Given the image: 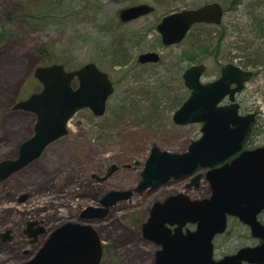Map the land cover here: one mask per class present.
I'll return each mask as SVG.
<instances>
[{"label":"rangeland","instance_id":"rangeland-1","mask_svg":"<svg viewBox=\"0 0 264 264\" xmlns=\"http://www.w3.org/2000/svg\"><path fill=\"white\" fill-rule=\"evenodd\" d=\"M242 1L0 0V32L5 34L0 37V161L14 157L18 146L33 134L36 118L11 112L17 103L42 91L34 77L36 69L62 65L72 71L93 63L110 76L115 87L102 119H95L89 110L79 112L70 122L68 136L32 163L29 177L15 182L14 195L25 192L31 197L29 205L21 208L23 213L29 210L30 219L43 221L48 233L69 223L92 227L104 247L101 264H151L154 247L140 228L158 194L180 190L181 185L174 183L147 195L134 190L142 181L141 172L154 144L162 151L184 153L201 137L200 125L179 127L172 120L190 96L185 71L204 64V83L216 80L227 64L253 71L255 76L238 96V103L241 114L257 115L247 147L264 146V0ZM214 2L227 11L222 25L196 28L183 44L162 46L156 27L164 16ZM41 4L51 7V21L30 22L28 18L36 17L32 9ZM145 4L153 7L151 14L119 24L123 9ZM12 32L15 36L6 35ZM112 39L126 41L128 65L111 66ZM196 43L204 44L203 52L196 50ZM247 45L252 48L248 50ZM206 47L209 52L204 53ZM41 50L46 55L39 56ZM147 53H158L161 62L139 64V56ZM257 53L262 55L255 58ZM115 166L120 170L110 175ZM206 172L200 174L205 177ZM201 182L191 189L192 196H208L210 185ZM1 186L0 216L7 219L5 196L11 189ZM113 191L134 195L120 202L105 221L78 218L87 206L100 208L102 199ZM234 229L237 240L225 243V251L235 253L253 246L249 231L239 222L233 223Z\"/></svg>","mask_w":264,"mask_h":264},{"label":"water","instance_id":"water-1","mask_svg":"<svg viewBox=\"0 0 264 264\" xmlns=\"http://www.w3.org/2000/svg\"><path fill=\"white\" fill-rule=\"evenodd\" d=\"M152 11L150 5L134 6L123 9L120 19L129 23ZM223 17L224 11L218 3L209 4L165 17L157 31L163 46L169 48L181 44L195 25H220ZM159 61L157 53L138 58L140 64ZM205 72L204 65L186 70L183 79L191 95L173 116L177 126L202 124V137L182 154L162 151L154 144L143 180L135 192L143 193L148 188L154 192L171 180L181 181L200 170H208L206 179L213 194L203 202L180 196L157 204L144 226L145 238L163 247L155 264H264V225L258 220L264 211V147L242 152L255 115L240 116V105L236 103V96L244 91L254 73L228 64L220 78L203 84ZM35 77L43 85V91L15 107L36 115L34 136L22 144L16 161L0 164L2 180L39 158L47 146L67 136L69 122L81 110L89 109L95 118L103 117L115 91L108 74L93 63L72 72H66L61 65L38 68ZM74 81L78 82L76 89ZM227 98L230 104L221 105ZM240 152L236 159L226 163ZM219 165L223 166L217 168ZM202 178V174L197 175L189 187L198 186ZM132 195L131 191H113L101 201L106 209L90 207L82 218L104 219L110 207L129 200ZM227 215L238 218L263 243L215 262L212 239L226 231ZM187 222L199 223L198 231L182 236L181 228ZM166 224H178V233L173 237L166 234ZM101 256V244L92 228L67 224L56 230L37 257L26 264H98Z\"/></svg>","mask_w":264,"mask_h":264},{"label":"flooded vegetation","instance_id":"flooded-vegetation-1","mask_svg":"<svg viewBox=\"0 0 264 264\" xmlns=\"http://www.w3.org/2000/svg\"><path fill=\"white\" fill-rule=\"evenodd\" d=\"M225 103H228V101L226 100ZM11 113L16 116L17 114H24L25 112L13 110ZM9 146H11V144H9ZM17 154H18V150H17ZM17 154L14 157L7 158V159H13L17 156ZM39 159L41 158H38V160ZM38 160H34L32 162L25 164V166H23L21 169L9 174L6 179L4 180L0 179V184L2 185L1 187L11 189V192L9 193V195L5 196V199H6L5 202L10 204V206L8 204L9 211L7 212L8 213V216H6L7 219H3L4 216H0V220H3L0 222V226H3V227H0V264H13V262L15 261H18L20 264L21 263L24 264V263H29L33 261L37 257V255L41 252V250L44 248V246L47 244V242L51 238V235L57 230L55 229L54 232L48 233L46 225L45 223H43V221H36L34 219L33 220L30 219L29 216L31 213H29V210H26V213H23L21 208H24V206L29 205V201L31 198L30 194H27L24 192L21 195L20 193L17 195H14L15 194L14 192L15 182H17L20 179L29 177V173L33 171L34 169L33 165H35V164L32 165V163H35ZM119 170H120L119 166L113 167V172L110 175H112L115 172H118ZM141 177H142V172H141ZM174 183H179L181 185V189L172 191V192L162 191L161 193H159L158 196L156 197V200L151 204V208H149V210L147 211L148 216H150L153 210V207L156 204L165 203L167 200L171 198H178L180 196H183L186 198H190L193 201H199V200L202 201L203 199L209 197L210 195V192H208L207 197H204V195H202L201 193L199 196H192L190 194L191 190L188 189V185L190 184V181L184 184H183V181H174L173 183L168 184V185H172ZM164 187H167V186H164ZM160 189L156 191H159ZM149 190L150 188L145 190L146 192H143L140 195H147V194L152 193ZM119 204L120 203L109 208V211L106 214L107 215L106 218L109 217L112 210L115 209ZM88 207L89 206H87L86 208ZM34 214L39 216V212H36ZM82 215H83V211H81V214L78 218L81 219ZM263 216H264V212H262V214H260L259 216L260 221L263 219ZM87 218H90V216ZM238 222L239 221L237 218L227 216L228 226H227L226 232L224 234H218L213 239V259L215 261L223 260L224 258L231 256L235 254L236 252H238L239 249H237L235 253H233L232 251L227 252L224 249L225 243L229 241L237 240V236L234 235V233L237 230L234 229V231L232 232L231 227L233 223L238 224ZM241 226L247 231H249V236L248 235L247 236L249 240H253V243H254L253 246H258L261 244V241L253 238L252 233L248 227L244 226L243 224H241ZM198 227H199L198 223L193 224V223L188 222L182 226L180 234L182 236H187L189 233L193 234L198 230ZM178 229H179L178 224H173V225L166 224L164 232L168 234L169 236L173 237L178 233L177 232ZM140 231H141V235H143V238H144V230L142 226L140 228ZM150 244L154 247V252L152 254L153 257L151 259L152 260L151 264H154L157 261V255L159 251H161L163 247L158 246L155 242L150 243ZM102 253H104L103 246H102ZM102 260H103V256H102Z\"/></svg>","mask_w":264,"mask_h":264},{"label":"trees","instance_id":"trees-1","mask_svg":"<svg viewBox=\"0 0 264 264\" xmlns=\"http://www.w3.org/2000/svg\"><path fill=\"white\" fill-rule=\"evenodd\" d=\"M232 2V1H231ZM233 2H235V1H233ZM236 2L238 3V4H242V0H236ZM51 7H49V6H47V5H45V4H41L39 7H37L36 9H32L33 10V13L34 14H36L35 16V18H28V20L30 21V22H38V21H40L39 23H41V22H44V21H48V20H50L51 19ZM34 19V20H33ZM51 21V20H50ZM119 24H122L121 23V21H120V23ZM203 26H207V25H198V26H196L194 29H196V28H199V27H203ZM208 27V26H207ZM193 29V30H194ZM2 35H5V34H2L1 32H0V37L2 36ZM7 36H15V34H14V32H12L11 34H6ZM116 39H112V41H111V45H110V47H109V51H110V57H111V61H110V64H111V66H113V67H124V66H126V65H128V63H129V61H130V57H129V55H128V53H124V51H125V42L126 41H124L123 39H117L116 41H115ZM221 41H222V39H220L219 41H218V44H221ZM206 43H209V41H207ZM200 44V45H199ZM198 45V48L196 49V50H200L201 52H203V50H204V44L203 43H196V46ZM252 47L251 46H248L247 45V49L248 50H250ZM40 52V54H39V56L40 55H42V56H44V55H46V53L44 52V50L42 51H39ZM205 52H209V49H208V47H206L205 48V51H204V53ZM42 53V54H41ZM262 54L260 53H257L256 54V57L255 58H259V56H261ZM41 56V57H42ZM49 55H47L46 57H48ZM192 58H196L195 56H192L190 59H192ZM257 61V60H256ZM258 62V61H257ZM124 113H125V110H124ZM249 138H251V136L249 137Z\"/></svg>","mask_w":264,"mask_h":264},{"label":"bare ground","instance_id":"bare-ground-1","mask_svg":"<svg viewBox=\"0 0 264 264\" xmlns=\"http://www.w3.org/2000/svg\"><path fill=\"white\" fill-rule=\"evenodd\" d=\"M20 146V145H19ZM19 146H18V148H19ZM89 207H91V206H89ZM59 228H61V226L60 227H55L54 229H59Z\"/></svg>","mask_w":264,"mask_h":264}]
</instances>
